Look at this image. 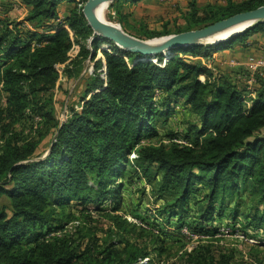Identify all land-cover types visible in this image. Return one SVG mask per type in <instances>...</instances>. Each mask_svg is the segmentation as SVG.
Wrapping results in <instances>:
<instances>
[{
  "label": "trees",
  "instance_id": "trees-1",
  "mask_svg": "<svg viewBox=\"0 0 264 264\" xmlns=\"http://www.w3.org/2000/svg\"><path fill=\"white\" fill-rule=\"evenodd\" d=\"M65 1L74 7L60 21ZM78 1L19 0L25 10L21 21L17 3L0 0V97L6 99L0 104V264H143L150 254L124 234L129 225L119 214L120 179L149 186L164 202L160 215L168 223L176 217L179 230L208 234L206 225L216 212L243 195L251 201L249 225L264 224V80L258 78L251 91L208 67L217 53L246 47L252 37L264 34V24L228 42L180 48L166 63L159 55L155 64L139 61L142 56L107 39H92L83 14L87 0ZM139 1L112 3L108 10L116 11L118 19L113 14L108 19L145 40L203 29L264 6V0L205 5L191 0L182 16L185 24L175 31L135 32L127 27L123 6ZM104 44L110 51L103 50L97 59ZM74 45L80 52L71 60ZM90 59L93 73L82 76ZM61 66L67 84L82 78L84 87L82 106L70 108L65 123L50 110L53 102L47 98L62 78ZM202 76L206 81L201 82ZM179 103L198 120L189 123L183 142L172 134L166 137L168 145L154 144L156 119L168 120ZM26 124L47 130L36 140L19 131ZM44 137L50 139L47 156L41 150ZM200 190L205 194L194 215H186ZM107 203H113L110 210ZM73 206L83 215L108 216L122 233L117 243L111 239L101 245L87 234L82 242L74 241L65 232L77 219Z\"/></svg>",
  "mask_w": 264,
  "mask_h": 264
},
{
  "label": "rangeland",
  "instance_id": "rangeland-1",
  "mask_svg": "<svg viewBox=\"0 0 264 264\" xmlns=\"http://www.w3.org/2000/svg\"><path fill=\"white\" fill-rule=\"evenodd\" d=\"M190 1L140 0L137 3H126L122 6L124 14L128 16L127 27L133 28L135 32H142L148 29L158 32L165 30L173 32L179 26L185 24L182 16L187 11ZM197 1L200 5L207 3L225 4L226 2V0ZM76 2L79 1L76 0ZM73 7L74 5L67 1L59 7L60 21L69 15ZM14 10H17L16 15L18 14L20 16L19 20L22 21L25 17L24 8L16 4ZM109 14H113L112 16L116 21L118 19L115 15L116 11L107 9L104 16L107 21L118 24L108 19ZM134 31L133 33H135ZM103 50L110 51L109 45L100 46L99 50L96 51L97 59L103 58ZM79 52V46L74 45L69 53L70 59H75ZM219 54L221 52L215 55L214 62L208 63L212 73L216 71L222 72L226 76H230L240 88L246 86L248 90L251 88L254 90L255 83L253 81L258 80V75H254L244 65L243 61L231 58L224 62V59ZM188 58L191 57L188 56ZM231 62H236L240 66L232 67ZM63 67L58 68L61 75ZM93 69L94 63L90 59L86 63L82 76L87 73H93ZM61 77L57 88L52 93H49L47 98L53 102L50 110L53 108L57 118L62 123H65L71 116L70 108L79 110L82 106L80 101L84 87L80 83L82 78L67 84L63 75ZM200 80L201 82L206 81L205 76L200 77ZM5 103V95H2L0 104L4 105ZM197 120L198 116L190 108L185 107L182 103L176 104L173 106L172 114L168 120L164 118L156 119L155 125L158 128L159 137L152 142L157 145L161 143L168 145L169 139L166 137L172 134L178 136L179 142H183V134L187 131L189 123ZM18 128L20 129L19 131H25V134L36 140H40L47 130V127L33 124L21 125ZM43 141L41 150L47 156L50 139L44 137ZM146 143L149 142L146 141ZM2 144L0 132V147ZM131 159H134V155L131 156ZM118 183H122V186H124L120 189L119 203L122 206V211L119 214L124 216L126 224L129 225L124 234L131 243L143 248L150 254L149 258L142 262L143 264H195L201 258H203L201 264H212V261L215 264H264V224H260L259 227H255V223L249 225L251 219L247 218V216L251 214V201L248 195H243L240 200H228L216 212L214 221L206 225L209 233L206 234L203 231V233L196 235L192 234L186 227L179 230V226L182 223L178 222L176 217L171 220V223H168L165 216L160 215L159 212L164 202L158 201L152 194V189L149 186H145V183L135 184V181L133 183H124L123 179H120ZM204 194L205 192L200 190L193 196L186 215H194L196 202ZM112 204L107 203V210H110L113 206ZM70 210L76 215L77 219L66 228L65 232L74 241L82 242L84 240L82 236L87 234L93 237V242H100L101 245L104 241L111 239H114V242L117 243V239L122 233L112 226L108 216H103L100 213H85L83 215L82 213L80 214L81 208L77 206H73ZM190 218L192 220V217ZM151 224L156 226L157 229L151 227ZM151 229L154 232L153 234L149 231ZM245 232L251 234L246 237L244 236ZM88 240L90 239L87 238L85 244L88 243Z\"/></svg>",
  "mask_w": 264,
  "mask_h": 264
},
{
  "label": "water",
  "instance_id": "water-1",
  "mask_svg": "<svg viewBox=\"0 0 264 264\" xmlns=\"http://www.w3.org/2000/svg\"><path fill=\"white\" fill-rule=\"evenodd\" d=\"M118 1L121 0H87L83 8V14L94 32L92 39L94 37L107 39L125 52L142 56L139 61L155 64H158L157 58L159 55L163 54L165 56L166 63L180 48L228 42L252 28L264 24V6H261L253 11L234 15L203 29L145 40L132 36L123 30L120 24L107 21L105 16H103V19L97 16L96 11L99 8L104 6L107 10L112 3ZM240 26L245 27L226 40H218L223 34ZM105 68L107 70V67Z\"/></svg>",
  "mask_w": 264,
  "mask_h": 264
},
{
  "label": "crops",
  "instance_id": "crops-1",
  "mask_svg": "<svg viewBox=\"0 0 264 264\" xmlns=\"http://www.w3.org/2000/svg\"><path fill=\"white\" fill-rule=\"evenodd\" d=\"M220 55L222 59H224V62L227 59L233 58L239 61H243L244 64L247 62L248 58L250 57H259V58L264 57V34H260L252 37L249 40L248 45L246 47H243L241 45L240 46L236 45L235 47L230 48L229 50L226 49L222 51L221 54H219V56Z\"/></svg>",
  "mask_w": 264,
  "mask_h": 264
},
{
  "label": "built area",
  "instance_id": "built-area-1",
  "mask_svg": "<svg viewBox=\"0 0 264 264\" xmlns=\"http://www.w3.org/2000/svg\"><path fill=\"white\" fill-rule=\"evenodd\" d=\"M13 2H16L19 4V0H11ZM29 28L30 26L27 25ZM232 67L240 66V64L236 62L230 63ZM254 75L257 74L260 79L264 80V57H250L248 58L247 62L244 64ZM104 71L106 72V68H104ZM255 84V87L257 86V81H253ZM253 91V89H250ZM251 96H254L253 94Z\"/></svg>",
  "mask_w": 264,
  "mask_h": 264
},
{
  "label": "bare ground",
  "instance_id": "bare-ground-1",
  "mask_svg": "<svg viewBox=\"0 0 264 264\" xmlns=\"http://www.w3.org/2000/svg\"><path fill=\"white\" fill-rule=\"evenodd\" d=\"M105 12H106V9H105V7L103 6V7L99 8V9L96 11V14H97V16H98L99 18L103 19V16L105 15ZM244 27H245V26L237 27V28L233 29L232 31L223 34V36L220 37L218 40H219V41L226 40V39H228L229 36H231L232 34H235V33H237V32H240L241 30H243Z\"/></svg>",
  "mask_w": 264,
  "mask_h": 264
}]
</instances>
